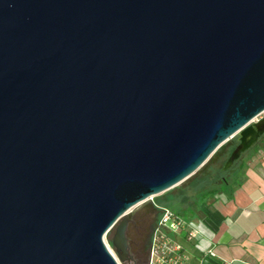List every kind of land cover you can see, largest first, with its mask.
Wrapping results in <instances>:
<instances>
[{
	"label": "water",
	"instance_id": "obj_1",
	"mask_svg": "<svg viewBox=\"0 0 264 264\" xmlns=\"http://www.w3.org/2000/svg\"><path fill=\"white\" fill-rule=\"evenodd\" d=\"M263 112L264 0H0V264L134 260L129 210Z\"/></svg>",
	"mask_w": 264,
	"mask_h": 264
},
{
	"label": "crops",
	"instance_id": "obj_2",
	"mask_svg": "<svg viewBox=\"0 0 264 264\" xmlns=\"http://www.w3.org/2000/svg\"><path fill=\"white\" fill-rule=\"evenodd\" d=\"M242 163L238 182L225 186L230 193L216 194L191 220L198 232L185 242V264H264V135Z\"/></svg>",
	"mask_w": 264,
	"mask_h": 264
},
{
	"label": "rangeland",
	"instance_id": "obj_3",
	"mask_svg": "<svg viewBox=\"0 0 264 264\" xmlns=\"http://www.w3.org/2000/svg\"><path fill=\"white\" fill-rule=\"evenodd\" d=\"M259 119H261V116L257 117L255 121H258ZM239 136L240 134H237L234 138L224 143L212 157H215L216 160H223L224 158H227L230 152L232 151V149L239 144ZM253 146L251 148H253ZM249 150H247L246 152H249ZM241 163L242 161L239 162L237 167H235L231 172H229V174H227L230 185H225L226 188L236 184L235 182L237 181L238 177L239 176L241 177L239 172L241 171L240 170ZM181 184L178 185L179 187L177 189H174V191H179L181 190V188H184L187 190L189 196L186 198L185 201L177 200L167 205L173 208L174 210H176L177 212H179L185 220L191 221L197 218L198 214L200 215L201 213L200 209L203 204H210L213 202L214 196L208 195L207 190L194 192L193 190L190 189L189 186L190 182L182 186ZM229 193H230V188L220 192L221 195L222 194L228 195ZM163 194L157 196H163ZM128 215L132 218V222L129 225L128 236L131 242V251L135 257V260L132 261L120 260L116 248L111 243L116 233V226L104 236V241L106 242L109 249L112 251V253L117 258L120 264H148L149 250L147 254V245L148 244L150 245L149 241L151 240V234L158 220L157 210L153 209L152 201L147 200L144 202H140L134 207H132L129 210Z\"/></svg>",
	"mask_w": 264,
	"mask_h": 264
},
{
	"label": "built area",
	"instance_id": "obj_4",
	"mask_svg": "<svg viewBox=\"0 0 264 264\" xmlns=\"http://www.w3.org/2000/svg\"><path fill=\"white\" fill-rule=\"evenodd\" d=\"M260 116L263 118L264 112ZM155 197L148 199L158 213V220L151 234L148 264H185L188 258L185 242L197 234V227L170 206L158 204ZM209 254L217 256L213 249Z\"/></svg>",
	"mask_w": 264,
	"mask_h": 264
},
{
	"label": "trees",
	"instance_id": "obj_5",
	"mask_svg": "<svg viewBox=\"0 0 264 264\" xmlns=\"http://www.w3.org/2000/svg\"><path fill=\"white\" fill-rule=\"evenodd\" d=\"M235 147L232 149V151ZM230 152L229 156L231 155ZM246 152L242 153V155L236 160L234 165L230 168H225V164L229 158H224L223 160H216L215 157H212L203 167H201L194 175H192L189 179L181 184L185 185L190 182V189L194 192L206 191L207 194L211 196H215L221 191H225V185L228 184L229 180L227 174L231 172L235 167H237L238 163L242 161L243 156ZM244 168V164L241 163L240 169ZM235 171V170H234ZM241 174V171H239ZM239 179V177H238ZM237 179V182H238ZM179 186L173 188V190H169L163 194V196H156L155 200L158 204L167 205L174 201H185L189 196L186 189L181 188L179 191H174ZM157 198V199H156ZM153 205V203H152ZM153 209H156L153 205ZM158 219V216H157ZM150 242V241H149ZM113 244V241H111ZM150 245H147V254Z\"/></svg>",
	"mask_w": 264,
	"mask_h": 264
},
{
	"label": "flooded vegetation",
	"instance_id": "obj_6",
	"mask_svg": "<svg viewBox=\"0 0 264 264\" xmlns=\"http://www.w3.org/2000/svg\"><path fill=\"white\" fill-rule=\"evenodd\" d=\"M262 119V118H261ZM129 230V229H128ZM130 245H131V242H130ZM135 260V259H134Z\"/></svg>",
	"mask_w": 264,
	"mask_h": 264
}]
</instances>
